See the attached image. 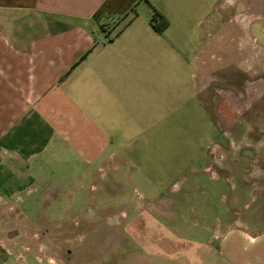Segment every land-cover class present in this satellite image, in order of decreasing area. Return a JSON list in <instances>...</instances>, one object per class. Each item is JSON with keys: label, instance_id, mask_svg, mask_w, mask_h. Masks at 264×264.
Here are the masks:
<instances>
[{"label": "crops", "instance_id": "obj_1", "mask_svg": "<svg viewBox=\"0 0 264 264\" xmlns=\"http://www.w3.org/2000/svg\"><path fill=\"white\" fill-rule=\"evenodd\" d=\"M236 2L251 0H0V264L55 263L39 246L46 232H28L46 226L28 211L55 209L61 196L68 209L98 175L121 186L125 146L186 106V56ZM153 8L170 23L163 33ZM117 204L130 219L126 200ZM131 209L133 220L158 218L157 204Z\"/></svg>", "mask_w": 264, "mask_h": 264}, {"label": "rangeland", "instance_id": "obj_2", "mask_svg": "<svg viewBox=\"0 0 264 264\" xmlns=\"http://www.w3.org/2000/svg\"><path fill=\"white\" fill-rule=\"evenodd\" d=\"M263 14L264 1L236 2L200 34L186 56V106L125 146L118 189L98 175L68 209L61 196L55 209L28 211L46 225L27 227L46 232L39 246L55 263L42 264H264ZM121 198L128 220H119ZM101 202L114 205L94 217ZM140 204H157L158 218L133 220ZM7 222L2 212L1 230Z\"/></svg>", "mask_w": 264, "mask_h": 264}, {"label": "trees", "instance_id": "obj_3", "mask_svg": "<svg viewBox=\"0 0 264 264\" xmlns=\"http://www.w3.org/2000/svg\"><path fill=\"white\" fill-rule=\"evenodd\" d=\"M169 21L156 9L153 8V16L151 19V26L158 32L163 33L168 27ZM86 58V55L81 58L83 61ZM80 61V62H81ZM79 63L75 64L73 68H76Z\"/></svg>", "mask_w": 264, "mask_h": 264}]
</instances>
